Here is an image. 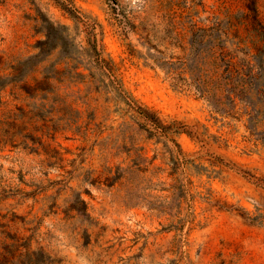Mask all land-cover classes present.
Instances as JSON below:
<instances>
[{"label":"rangeland","instance_id":"374dc122","mask_svg":"<svg viewBox=\"0 0 264 264\" xmlns=\"http://www.w3.org/2000/svg\"><path fill=\"white\" fill-rule=\"evenodd\" d=\"M59 1L0 0V264H264V0Z\"/></svg>","mask_w":264,"mask_h":264},{"label":"trees","instance_id":"16d2710c","mask_svg":"<svg viewBox=\"0 0 264 264\" xmlns=\"http://www.w3.org/2000/svg\"><path fill=\"white\" fill-rule=\"evenodd\" d=\"M55 4L67 15H69L72 20L76 22H80V18L74 15L72 11L67 8L62 2L59 0H53ZM42 30L44 33V39L42 41H39L36 43L35 48L38 50L37 54L33 55L32 57H29L28 59L19 62L14 68V72L22 73L23 75L21 77H17L15 80H21L29 71L28 66L31 70H35V68L46 61L50 56H52L53 53L57 52L56 59L58 62L62 59L60 56L62 53H64L67 49V47H74V44H68V34H66L67 28L64 26L55 25L54 23L50 22L48 19H44V24L42 25ZM88 45L90 46V51L92 54H95V45L93 41H90V39H87ZM70 43V42H69ZM96 55V54H95ZM73 56V53L71 54ZM70 55L65 58H71ZM101 71H104L106 68L103 66H99ZM25 71V72H24ZM49 80V77L46 78L44 81L46 84L49 85L47 82ZM7 81H14V79H0V90L5 86ZM195 90L199 94H205L206 91L202 89V87H195ZM213 104V103H212ZM132 110L137 115V118L140 120V127L145 130L149 137H166L170 131V127L167 125H164L161 120L156 116L154 112L151 110L144 108V107H134ZM176 144V143H175ZM178 147V145H176ZM27 258L31 259V257H34V253H27ZM9 264H13L10 262Z\"/></svg>","mask_w":264,"mask_h":264}]
</instances>
